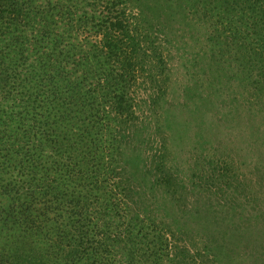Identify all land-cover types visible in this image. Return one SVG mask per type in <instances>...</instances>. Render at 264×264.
Instances as JSON below:
<instances>
[{
	"label": "trees",
	"instance_id": "16d2710c",
	"mask_svg": "<svg viewBox=\"0 0 264 264\" xmlns=\"http://www.w3.org/2000/svg\"><path fill=\"white\" fill-rule=\"evenodd\" d=\"M193 4L215 47L264 54V0ZM134 21L127 0H0V264H264V209L248 216L242 200L220 241L200 208L175 214L174 196L192 189L167 154L135 162L148 35ZM220 160L205 155L197 174L219 213V190L236 182L231 167L214 173Z\"/></svg>",
	"mask_w": 264,
	"mask_h": 264
},
{
	"label": "rangeland",
	"instance_id": "374dc122",
	"mask_svg": "<svg viewBox=\"0 0 264 264\" xmlns=\"http://www.w3.org/2000/svg\"><path fill=\"white\" fill-rule=\"evenodd\" d=\"M127 3L136 28L148 35V40L142 41L148 56L140 54L147 66L138 79L134 160L138 163L150 149L167 154V164L192 189L174 196L175 214L200 208L199 216L208 231H217L222 241L223 234L233 231L228 218L239 222L242 200L249 201L248 216L264 209V89L258 93L253 82L264 54L239 51L230 41L223 42L220 49L215 47L208 19L193 0ZM150 72L152 76L155 73V79L148 76ZM211 154L221 159L214 173L224 175L226 166L231 167L228 173L236 179L230 192L219 190L220 213L207 206L210 201L205 204L207 200L216 203L218 198L216 193L208 195L197 177L205 155ZM230 194L238 200L237 210L224 206ZM258 219L264 225V217ZM215 224L218 226L212 227ZM196 227L185 225L192 231L186 238L192 245L201 241V230H193ZM257 248L263 251L264 247Z\"/></svg>",
	"mask_w": 264,
	"mask_h": 264
}]
</instances>
